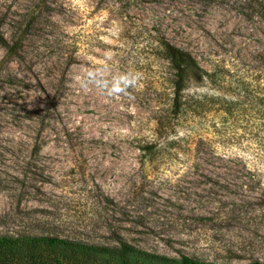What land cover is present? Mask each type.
Here are the masks:
<instances>
[{"label": "rangeland", "instance_id": "1", "mask_svg": "<svg viewBox=\"0 0 264 264\" xmlns=\"http://www.w3.org/2000/svg\"><path fill=\"white\" fill-rule=\"evenodd\" d=\"M159 36L216 72L188 85L203 107L188 124ZM13 229L264 264V0H0V234Z\"/></svg>", "mask_w": 264, "mask_h": 264}, {"label": "trees", "instance_id": "2", "mask_svg": "<svg viewBox=\"0 0 264 264\" xmlns=\"http://www.w3.org/2000/svg\"><path fill=\"white\" fill-rule=\"evenodd\" d=\"M154 43L158 51L157 57L166 61L171 70V74L166 78V89L169 90L168 107L177 120L188 124L203 110L198 101L194 102L192 97L185 94L188 85L192 82L201 84L205 81L215 85L216 72L205 69L190 51L173 44L164 36L157 37ZM142 149L149 155L155 152L152 150V144H147ZM176 263L210 264L188 255H181L179 259L170 258L137 247L123 239L115 244H98L48 234H30L17 229L0 234V264ZM250 264L262 263L257 261Z\"/></svg>", "mask_w": 264, "mask_h": 264}, {"label": "clouds", "instance_id": "3", "mask_svg": "<svg viewBox=\"0 0 264 264\" xmlns=\"http://www.w3.org/2000/svg\"><path fill=\"white\" fill-rule=\"evenodd\" d=\"M134 79H129L128 77L124 76V77H120L119 80H117L111 89H109V95L115 94V93H120L125 91V88L129 85H131L132 83H134ZM123 85V86H122ZM106 87V85H105Z\"/></svg>", "mask_w": 264, "mask_h": 264}]
</instances>
